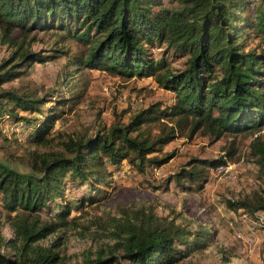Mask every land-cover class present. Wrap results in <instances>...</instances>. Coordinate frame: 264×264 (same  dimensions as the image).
Returning a JSON list of instances; mask_svg holds the SVG:
<instances>
[{
	"label": "trees",
	"instance_id": "trees-1",
	"mask_svg": "<svg viewBox=\"0 0 264 264\" xmlns=\"http://www.w3.org/2000/svg\"><path fill=\"white\" fill-rule=\"evenodd\" d=\"M43 38L48 46L34 50ZM0 45L11 51L0 62V125L22 121L31 128L30 150L18 159L25 171L0 159V264H68L67 233L77 228L109 241L79 264H184L206 250L208 229L159 217L151 204L90 217L124 165L136 175L150 173L173 157L164 147L197 135L232 141L224 156L191 158L152 189L203 191L210 170L235 161L236 137L251 133L245 159L258 167L259 186L225 203L264 231V0H0ZM60 58L62 88L89 70L152 79L174 100L94 135L63 131L57 123L82 98L76 84L68 96L6 88ZM3 223L12 238L3 236Z\"/></svg>",
	"mask_w": 264,
	"mask_h": 264
},
{
	"label": "rangeland",
	"instance_id": "rangeland-1",
	"mask_svg": "<svg viewBox=\"0 0 264 264\" xmlns=\"http://www.w3.org/2000/svg\"><path fill=\"white\" fill-rule=\"evenodd\" d=\"M42 40L41 44L34 46V50L48 46L47 38ZM10 52V49L0 45V62L7 59ZM154 52L155 55L158 51ZM65 62L64 58H60L44 65H36L27 77L6 85V88L26 86L39 95L56 89L68 96V89L72 84H76L74 92H82V98L74 107H68L66 115L57 123L56 128L60 127L63 131L94 135L101 127L108 129L115 122L126 124L130 116L151 104L168 105L174 100L173 94L159 88L152 79L123 80L103 72L89 70L74 74L70 85L62 88L59 83L65 74ZM174 68L180 69L181 63H174ZM48 106L51 105L45 108ZM30 118L39 117L35 114ZM0 127L4 128L5 125ZM4 134L2 136L7 140L0 137V159L18 171H25V167L18 159L30 150L27 140L14 142L12 136ZM252 139L251 133L236 137L235 161L228 164L230 169L226 173L210 170L203 191L181 193L173 184L170 185L168 192L155 191L153 187L159 186L191 158L214 159L224 156V148L232 141L229 136H224L214 143L199 135L191 140L184 137L176 139L163 149V153L173 154L163 167L150 170V173L144 175H136L130 173L124 165L122 168L124 176L120 177V174L114 176L113 188L99 203L98 209L95 208L96 210L91 212L90 217L114 216L118 213L119 206L133 208L151 204L159 217L168 220L176 218V224L189 225L192 228L203 225L213 235L210 246L191 255L184 264H264V231L256 229L252 220L242 215H233L225 203L226 200H236L259 186L258 167L245 159L248 144ZM76 214L72 213L73 216ZM90 217L87 216L81 223L87 225L86 220ZM2 227L3 236L6 239L12 238L13 233L9 225L3 223ZM92 230L97 229L93 227L90 231ZM82 232L77 228L67 233L69 240L65 256L68 264L81 263L86 255H94L100 247L109 243L108 239H94L87 234L83 235ZM247 238L254 242L250 247L245 243Z\"/></svg>",
	"mask_w": 264,
	"mask_h": 264
},
{
	"label": "built area",
	"instance_id": "built-area-1",
	"mask_svg": "<svg viewBox=\"0 0 264 264\" xmlns=\"http://www.w3.org/2000/svg\"><path fill=\"white\" fill-rule=\"evenodd\" d=\"M1 131L4 135H7L8 137L12 136L15 140L17 141H24L30 134L31 132V128L30 126L25 123V122H17L14 124H10V125H5L4 128L0 127ZM230 169L229 165L226 166H222V167H218L215 170H217V172L219 173H226L228 172L227 170ZM124 171H121L120 177L124 176ZM240 236V235H239ZM247 246H252L253 245V240L251 238H247V240L245 241Z\"/></svg>",
	"mask_w": 264,
	"mask_h": 264
}]
</instances>
